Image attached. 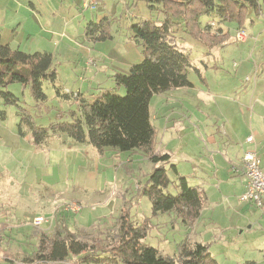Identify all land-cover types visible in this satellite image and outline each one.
<instances>
[{
	"label": "rangeland",
	"instance_id": "rangeland-1",
	"mask_svg": "<svg viewBox=\"0 0 264 264\" xmlns=\"http://www.w3.org/2000/svg\"><path fill=\"white\" fill-rule=\"evenodd\" d=\"M95 1L92 6L84 0H0L2 42L12 49L29 54H52V69L57 74L54 83L43 82V91L47 96L43 103L36 101L30 85L11 83L6 88H0V128L4 130V135L0 136V209L5 212H0V215L6 218L11 216L10 212L16 211L7 228L0 230V264H31L30 257L38 250L37 231L42 232L37 227H44L46 223L38 226L34 220L29 219L35 212L45 214L38 207L44 201L42 196H47L49 202L55 201L59 204L67 197L81 198L86 192L100 191L108 197L110 191L115 190V196L108 200L104 197L109 209L114 205L113 218L101 223L96 210H91L93 208L89 203H86L88 206H83L86 216L92 211L90 220L98 221L92 222L94 225L91 229L82 232L84 239L91 245L95 243L93 240L97 235L105 238L108 229L117 224L114 219L117 213L119 212L118 217L122 216L123 209L126 214H130L133 221L149 222L151 230L143 243L157 249L162 256L178 260L180 245L190 236L185 224L179 221L174 223V213L154 216L150 199L140 195L151 175H146L149 174L146 166L124 170L125 174L119 173L120 160L102 158L96 162L92 152H81V144L66 135H63L66 140L60 135H51L47 142L37 146L30 127L21 122L22 113L29 116L36 126L44 128L53 123L70 120V113L76 111L78 106L77 102L68 98L73 94L78 93L90 103L105 92L125 96V88L118 87L114 77L116 74L128 75L130 68L144 59L143 45L135 38L138 24L142 20L161 19L163 15L153 14L142 1ZM260 10L262 13L258 14L249 8L242 25L251 39L250 43H255L254 59L264 57L263 2ZM203 18V23L215 20L214 28L221 26L229 31L228 27H232L231 37L236 36L238 31H243L241 28L236 29L240 27L238 23L221 22L215 15ZM89 30L93 32L90 34ZM173 30L179 46L190 54L192 63L202 60L206 56L204 53L216 54V51L209 49L208 44L211 42L206 37L200 36L205 39L201 40L176 25ZM195 34L198 36L197 31ZM103 35L106 36L105 40L98 39ZM207 37L213 36L209 34ZM213 49L215 50L214 47ZM223 49L217 50L218 57L225 53L230 58L233 56V48H229L228 52H223ZM251 52L252 49H246L244 45L234 55L235 63L239 66L238 56L244 54L249 57ZM83 86L84 92L81 94ZM2 92L14 95L17 105L8 104ZM152 113L159 114L155 106ZM168 175L170 181L177 177L173 171ZM178 193L175 184H170L165 190V194ZM100 204L96 202L93 206L96 208ZM24 212L28 219L24 218ZM52 212L44 216L50 218L53 216ZM72 218L75 219L74 216ZM209 231H214L211 225ZM226 236L232 246L213 243L209 250L212 256L221 260L224 252L226 264H247L248 261L264 264V247H245L248 242L262 241L261 239L264 241L261 231L249 235L239 230L235 233L229 232ZM49 264L85 263L72 258Z\"/></svg>",
	"mask_w": 264,
	"mask_h": 264
},
{
	"label": "trees",
	"instance_id": "trees-1",
	"mask_svg": "<svg viewBox=\"0 0 264 264\" xmlns=\"http://www.w3.org/2000/svg\"><path fill=\"white\" fill-rule=\"evenodd\" d=\"M135 1L145 2L153 14L160 13L163 18L142 20L138 24L135 38L143 45L144 59L133 65L128 75L114 77L115 84L125 88V96L105 92L90 103L77 93L68 96L78 103L77 110L70 113V120L44 128L36 126L22 113L21 122L30 127L37 146L47 142L51 135H66L74 142L91 145L100 153L106 149L122 153L144 151L154 168L140 195L150 199L154 216L175 213L173 221L179 218L186 225L199 218L205 195L202 189L191 187L187 179L178 174L169 154L155 152L157 131L150 111L155 95L191 86L192 60L179 46L173 28L176 25L196 38H207L215 20L200 31L201 17L215 15L221 22H236L242 27L249 8L259 14L264 0ZM92 32L89 30L90 34ZM98 39L105 40L106 36ZM52 68V54H29L12 49L2 42L0 33V88L11 83L30 85L36 101L43 103L47 100L43 82L56 80L57 74ZM2 96L8 104L17 105L11 93L2 92ZM20 133L24 134L21 129ZM170 171L177 175L174 181H170ZM170 184L177 186V195L165 194ZM138 189L140 191L141 187ZM121 215L105 238L97 235L92 245L80 232L72 230L69 215H60L55 227L52 225V235L39 234L38 250L30 257L31 264L60 263L72 258L85 264H217L209 246L202 243L183 242L178 260L162 256L157 249L143 243L151 230L149 222L133 221L126 212Z\"/></svg>",
	"mask_w": 264,
	"mask_h": 264
},
{
	"label": "crops",
	"instance_id": "crops-1",
	"mask_svg": "<svg viewBox=\"0 0 264 264\" xmlns=\"http://www.w3.org/2000/svg\"><path fill=\"white\" fill-rule=\"evenodd\" d=\"M260 12L262 13V10ZM203 19L201 17L199 20L200 31H203L209 22L208 20L203 23ZM240 28L245 30L244 27H236V29ZM231 29L232 27H228L229 31H226L221 26L210 29L209 32L213 37H207V39L211 44H208L207 39L206 42L209 49L216 51V54L204 53L206 56L202 60L192 63L193 68L189 72L191 86L155 95L150 105L152 123L157 131L155 152L169 154L171 164L175 165L178 174L185 177L191 187L202 189L205 195L199 218L186 224L190 236L185 241L202 243L209 248L213 243L232 246L226 236L229 232L235 233L242 230L252 235L261 231L264 234V214L253 205L240 200V196L245 192V178L241 170L232 171V165L239 166L247 150L256 149L264 172V57L254 59L255 43H250L249 38L244 43L238 42L236 36L231 37ZM244 45L246 49H252V52L249 57L244 54L238 56L240 61L238 66L234 55ZM221 48H224L223 52L233 48L231 49L233 56L230 58L225 53L218 57L217 50ZM255 49L257 50L256 47ZM83 90L84 86L80 90L81 94ZM154 106L159 114L152 113ZM3 135L4 130L0 128V136ZM248 137H253L254 143H247ZM62 139L66 140V137L62 136ZM80 146L81 152L82 150L87 153L92 152L96 162L102 158L120 160L119 173L125 174L124 170L129 171L132 168L146 166L149 171L146 175L149 176L154 168L149 156L142 150L122 153L106 149L100 153L91 145L81 144ZM112 196H115V190L110 191L108 197L94 190L86 192L81 198L67 197L59 204L55 201L49 202L47 196H42L44 201L38 206L39 211L43 210L46 216L53 211L55 220L46 223L44 227H37L42 230L37 233V236L39 237L41 233L52 235V225L54 224L55 227L56 219L60 215H69L72 230L83 235V230L92 228L94 225L92 222H98L97 219L90 220L93 216L92 211L86 216L84 211L79 215H71L59 213L58 210L57 213L56 209L66 201H76L85 207L91 205L90 207L93 208L91 210H96L97 218H100L102 223L113 218L114 205L109 209L106 204V200ZM96 202L101 203L97 206L98 208L93 206ZM86 203L89 204L86 205ZM0 212L5 214L2 209ZM123 212L126 211L123 209L121 213ZM15 213L16 211L13 210L10 212L11 216L6 218L0 215V230L7 228L8 222L12 220ZM23 215L25 218L27 214L24 212ZM44 215L35 212L29 220L33 221ZM118 215L119 212L115 220L118 219ZM177 221L181 222L179 218ZM209 225L213 228V232L209 231ZM261 240L248 242L249 244L245 247L250 249L256 246L264 247V241ZM222 253L221 260L212 256L217 264L227 262L225 253ZM249 262L251 261L247 264H253Z\"/></svg>",
	"mask_w": 264,
	"mask_h": 264
},
{
	"label": "built area",
	"instance_id": "built-area-1",
	"mask_svg": "<svg viewBox=\"0 0 264 264\" xmlns=\"http://www.w3.org/2000/svg\"><path fill=\"white\" fill-rule=\"evenodd\" d=\"M93 6L95 0H84ZM90 5V6H91ZM215 22L211 23V27H215ZM238 42H246L248 35L246 31H238L236 33ZM247 143H254L253 137L247 138ZM242 171L245 178V192L240 196V200L244 203H249L264 214V172L261 168V159L256 149L247 150L241 160V164L232 165V171ZM83 211V205L79 203H67L58 209L62 214H79ZM57 212V213H58ZM53 217H38L34 220L36 225L40 226L44 223L53 221Z\"/></svg>",
	"mask_w": 264,
	"mask_h": 264
}]
</instances>
